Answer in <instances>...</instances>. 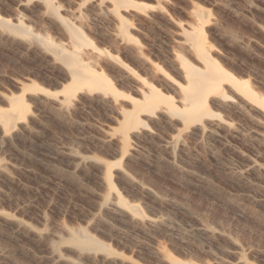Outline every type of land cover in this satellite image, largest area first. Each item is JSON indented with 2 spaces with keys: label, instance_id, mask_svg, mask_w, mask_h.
Wrapping results in <instances>:
<instances>
[{
  "label": "rangeland",
  "instance_id": "obj_1",
  "mask_svg": "<svg viewBox=\"0 0 264 264\" xmlns=\"http://www.w3.org/2000/svg\"><path fill=\"white\" fill-rule=\"evenodd\" d=\"M134 1L0 0V108L27 106L0 122V264H264V104L243 87L264 97V0ZM200 22L237 86L190 122L178 86L184 65L210 68L187 40ZM61 50L113 89L74 88ZM149 84L169 103L126 127ZM77 229L98 245L72 244Z\"/></svg>",
  "mask_w": 264,
  "mask_h": 264
},
{
  "label": "bare ground",
  "instance_id": "obj_2",
  "mask_svg": "<svg viewBox=\"0 0 264 264\" xmlns=\"http://www.w3.org/2000/svg\"><path fill=\"white\" fill-rule=\"evenodd\" d=\"M114 5L119 7H133L141 9L143 4L134 0H112ZM3 25L15 32H25L26 28L18 22L17 24H11L9 22L3 21ZM67 30L71 36H73L77 42H82L85 40L83 33L71 26L67 25ZM124 33L128 34V27L124 28ZM203 23L200 22L196 26H193L192 29L188 32L187 40H189V46L193 50L196 58L202 62L205 61L209 63L210 70H200L193 67L190 64L184 65V78L186 81L187 90L181 86H178L181 89L183 88L184 93L180 97L181 109L176 113L182 116L185 120L190 122H195L200 120L203 115L210 114V107L208 106V100L214 97H223L224 93L221 90V80H229L232 85L235 87L237 79L236 77L224 68L220 63L212 60L210 55L207 52V49L203 43ZM59 55L72 63L75 64V68L72 69L70 75V81L74 88H78L83 84H91L93 88H112V83H109L107 80L98 78L97 76L91 74H85L81 69L84 67L73 54L65 51H60ZM166 81L171 84L176 82L169 74L165 76ZM24 89L32 90L35 88V85H24ZM244 90L246 91L249 98L261 105L264 104V97L256 93L249 82L244 83ZM168 100L161 94L155 91V88L152 84L147 86V93L143 95V101L138 105L133 106V110L127 111L124 114L123 123L126 127L134 128L137 124L140 123L139 112H153L160 111L164 108V103ZM169 103V102H168ZM9 108H0V122L3 124L5 129L11 128L19 123L21 118L26 116L27 106L24 101V94L20 93L12 97L9 100ZM169 106V105H168ZM171 106V107H170ZM169 108L174 109V106L170 104ZM110 177V169L108 170ZM112 182L110 181V186L112 187ZM204 232H209L208 228H204ZM207 234V233H205ZM69 241L72 244H75L79 247L87 248L92 245H98L97 240L89 235L84 229H77L70 233ZM175 264H191L186 261H174Z\"/></svg>",
  "mask_w": 264,
  "mask_h": 264
}]
</instances>
